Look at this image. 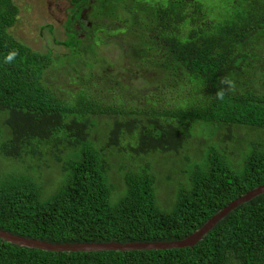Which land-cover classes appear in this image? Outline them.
<instances>
[{
	"label": "trees",
	"instance_id": "obj_1",
	"mask_svg": "<svg viewBox=\"0 0 264 264\" xmlns=\"http://www.w3.org/2000/svg\"><path fill=\"white\" fill-rule=\"evenodd\" d=\"M68 1L67 38L60 41L66 50L52 57L12 35L19 9L0 0V115L9 130L0 155L43 161L41 146L58 144L53 157L63 171L46 197L42 173L0 179V229L51 243L179 240L264 184L263 147L249 146L238 165L226 149L236 129L264 131V0H227L218 22L204 19L203 0H91L90 14L98 11L83 38L74 23L79 6L90 2ZM101 27L113 32L100 31V42L116 35L120 47L129 44L130 64L160 76L173 100L136 103L128 83L118 80L123 76L113 74L114 87L107 88L101 74L91 73L100 61L93 36ZM196 126L206 128L195 138L208 146L185 148ZM180 150L186 153L173 162L108 161L112 151L136 159ZM160 165L172 169L165 176L172 195L167 209L155 199L151 168ZM114 167L123 180L119 191L108 179ZM0 264H264V192L218 220L192 247L46 251L0 239Z\"/></svg>",
	"mask_w": 264,
	"mask_h": 264
},
{
	"label": "rangeland",
	"instance_id": "obj_2",
	"mask_svg": "<svg viewBox=\"0 0 264 264\" xmlns=\"http://www.w3.org/2000/svg\"><path fill=\"white\" fill-rule=\"evenodd\" d=\"M19 9L17 14V19L14 25L10 28L12 35L17 39L28 45L33 50L39 52L50 51L52 57L58 54L61 55L65 52V47L60 44L65 38V29L63 26V12L68 8L67 0H13ZM150 2H155L156 0H149ZM227 0H203L204 10H205V20L211 22H218L223 11L226 8ZM97 10H94L90 14V20H94V16ZM116 20H122L120 18V12L115 14ZM128 18V15L125 16ZM105 22H110L105 20ZM118 24L119 22L116 21ZM49 26L51 28H49ZM100 31L104 34L111 35L113 31L109 29L99 28L95 31L94 39L97 43V53L100 56L98 64L92 69L93 75L101 74V78H97L102 83L106 85L107 88L114 87L115 75H121L124 78L118 79L122 84L128 83L129 94L131 98L136 101V103H143L148 101L149 97H153L158 100V104L161 103L165 105L168 101L173 100L175 95L172 94V90L164 87L161 77L154 74L151 71H146L141 68L139 65L130 64L134 62L130 59L132 56L131 48L128 44L120 47V37L113 35L111 38H103L102 42L99 40ZM93 33V31H92ZM128 43V39L126 40ZM102 65V66H101ZM100 66V67H98ZM107 74L108 77L104 75ZM157 79V80H156ZM155 82H151V81ZM74 91L76 89L75 84H70L68 88ZM178 93L176 94V96ZM131 101L128 99V104ZM99 121L106 123L110 119L107 115H97ZM112 118V117H111ZM5 115H0V141L4 140L9 136V130L4 123ZM195 133L191 138L190 144L185 148H191L195 150V146L199 147L201 144L203 147H207L208 143L205 138H195L202 134L206 133V128L204 126H196ZM236 136L235 140L228 143L227 153L233 159V164L238 165L242 161L244 154L247 151L249 146H258L260 149L264 150V131H257L256 129H236L234 131ZM56 145L50 144L47 146H41V151L45 156V159L42 161H37V159L31 158L30 156H23L24 160L13 159L0 155V179L7 176L8 173H31L43 174V193L42 196L46 197L49 193L55 191L54 189L62 181V168L61 163L58 162L53 157L54 151H56ZM60 146V144H59ZM202 152V149H199ZM186 153L185 151H174V152H165L163 155H142L136 159H131L126 156H122L115 151H112L111 155L108 158V161H120L131 166H137L148 163V161H154V159H164L167 157V160L173 162L174 158H181L182 155ZM191 153L192 152H188ZM171 154V156H169ZM196 155H201L197 153ZM195 155V156H196ZM166 160V161H167ZM19 165V166H18ZM162 165V164H161ZM156 168H151V173H153L155 178V199L156 204L161 209H167L172 205V195L169 190L168 182L165 176L172 171L167 165ZM241 168V167H239ZM160 170V172H159ZM172 173V172H171ZM175 173V172H173ZM178 175H174L177 177ZM179 177V176H178ZM182 177V176H180ZM108 179L111 180L116 187V190L119 191L123 188V180L121 179V173L116 172V167L113 169V173H108ZM173 185V183H172ZM157 193V195H156ZM161 203V204H160ZM169 204L168 207H166ZM162 205V206H161Z\"/></svg>",
	"mask_w": 264,
	"mask_h": 264
},
{
	"label": "water",
	"instance_id": "obj_3",
	"mask_svg": "<svg viewBox=\"0 0 264 264\" xmlns=\"http://www.w3.org/2000/svg\"><path fill=\"white\" fill-rule=\"evenodd\" d=\"M264 192V184L247 190L244 194L238 195L229 201L221 210L212 215L207 221L185 238L172 241L153 242H108V243H51L39 239L24 237L0 229V239L19 246L37 248L46 251H103V250H141V249H169L194 246L214 225L238 205L247 202L254 196Z\"/></svg>",
	"mask_w": 264,
	"mask_h": 264
},
{
	"label": "flooded vegetation",
	"instance_id": "obj_4",
	"mask_svg": "<svg viewBox=\"0 0 264 264\" xmlns=\"http://www.w3.org/2000/svg\"><path fill=\"white\" fill-rule=\"evenodd\" d=\"M90 2L91 6H79L78 12L81 14L80 21L79 23L75 22L74 27L79 33V37L83 38L87 33L91 34V28L93 26V21H91L90 18V12L93 6V3L91 0H88ZM68 2V7H69V1ZM68 9V8H67ZM66 10L63 12V22L69 17V14L65 13ZM80 22H82V25H80ZM84 24V25H83Z\"/></svg>",
	"mask_w": 264,
	"mask_h": 264
},
{
	"label": "clouds",
	"instance_id": "obj_5",
	"mask_svg": "<svg viewBox=\"0 0 264 264\" xmlns=\"http://www.w3.org/2000/svg\"><path fill=\"white\" fill-rule=\"evenodd\" d=\"M109 251V250H108ZM115 251H118V250H115Z\"/></svg>",
	"mask_w": 264,
	"mask_h": 264
}]
</instances>
